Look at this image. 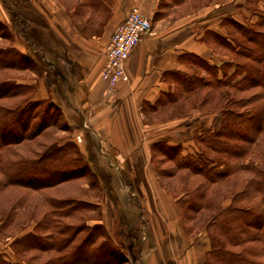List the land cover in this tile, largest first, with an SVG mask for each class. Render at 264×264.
Segmentation results:
<instances>
[{
	"label": "trees",
	"instance_id": "trees-1",
	"mask_svg": "<svg viewBox=\"0 0 264 264\" xmlns=\"http://www.w3.org/2000/svg\"><path fill=\"white\" fill-rule=\"evenodd\" d=\"M245 1L254 19H222L225 35L206 30L201 36L210 45L228 50L232 58L211 65L188 54L191 62L206 71V77L167 72L174 89L162 94V102L182 99L202 114H213L210 122L196 126L188 149L163 139L151 144L157 172L175 179L179 175L169 190L183 228L187 232L205 229L208 234L210 249L201 264H264V0ZM84 2L93 9L101 3ZM11 21L16 28L26 26L15 12ZM5 27L0 22V31ZM30 63L28 56L12 48H0V68H27ZM23 94V84L0 80V101ZM51 106L27 96L9 108L0 102V227L10 226L23 207L27 195L22 189L38 192L91 173L70 139L45 146L29 158H9L11 145L32 139L52 125L59 109L55 107L54 114ZM165 161L172 162L173 168L159 166ZM16 188L21 191L11 192ZM70 202L52 198V214L45 222L48 213L35 219L29 215L32 228L9 244L15 259L3 252L0 264H31L17 257L30 250L56 252L39 264H122L121 249L105 246L107 238L100 222L87 228L56 221L54 208ZM45 227L49 232L40 234ZM82 229L84 234L77 236Z\"/></svg>",
	"mask_w": 264,
	"mask_h": 264
},
{
	"label": "crops",
	"instance_id": "crops-1",
	"mask_svg": "<svg viewBox=\"0 0 264 264\" xmlns=\"http://www.w3.org/2000/svg\"><path fill=\"white\" fill-rule=\"evenodd\" d=\"M84 1L20 0L5 6L3 22L11 33L10 45L28 56L30 65L32 61L43 65L41 73L29 66L6 67L5 75H10L5 78L32 84L35 99L50 97L57 104L69 125L64 139L75 142L89 170H102V158L88 160L97 150L109 156L113 170L103 176L107 181L98 174V185L117 182L115 177L120 176L129 190L123 193L140 198L144 213L140 217L132 212L133 196L125 198L126 214L119 208L122 201L99 203L97 221L109 235L131 233L135 216L148 220L149 243L140 248L139 243L127 242V253L137 247L139 264H201L210 249L208 234L205 229L183 228L167 187L171 178L157 172L151 144L163 139L189 147L196 126L210 122L213 114L187 108L182 99L162 102V94L174 89L167 72L189 74L184 62L188 54L214 62L211 58L217 53L201 36L206 30L222 34L221 20L244 0H100L95 9ZM133 8L151 20V29L124 62L128 80L110 87L101 75L103 48ZM13 12L26 22V32L17 33ZM174 107L178 112L172 113Z\"/></svg>",
	"mask_w": 264,
	"mask_h": 264
},
{
	"label": "rangeland",
	"instance_id": "rangeland-1",
	"mask_svg": "<svg viewBox=\"0 0 264 264\" xmlns=\"http://www.w3.org/2000/svg\"><path fill=\"white\" fill-rule=\"evenodd\" d=\"M20 3V0H0V22L4 24L3 22V13H4V7L9 6L12 4ZM246 1L244 0L241 3H237L235 7V11L233 13L226 14L223 19L226 18H236L242 21H247L246 19L252 18L254 19V15H251L250 12L248 11V7L246 5ZM234 14V15H232ZM11 17V16H10ZM23 20V19H21ZM5 25V24H4ZM17 33H20L23 31L26 32V26H21L20 28H16ZM220 30L222 31V34H226L227 29L224 26V22L220 25ZM10 36L11 33L9 30L5 27L3 31H0V48H8V49H13L14 51H18L16 48L12 47L10 45ZM212 48L214 49L215 55L211 59L214 61H210L205 59L206 64H218L221 60H227L229 58H232L233 55L230 53L228 50L222 48V47H216L213 44H211ZM19 52V51H18ZM207 60V61H206ZM185 64L188 67V73H197L200 76H207L206 71L201 67L198 66L197 64H194L193 62L190 61V57L186 56L184 60ZM32 70H34L36 73H41L43 65L39 64L38 62L32 61V64L29 65ZM27 74V73H26ZM10 73L8 72L5 75L4 69L0 68V80L4 79L6 76H9ZM13 75L14 71H13ZM27 75L24 76V79H27ZM30 78H33L30 76ZM24 89H25V94L17 96L13 99H5L1 100L0 102L3 104V106L9 108L16 104L17 100H20L24 97L27 96L29 97H34V87L31 84L25 83L23 84ZM43 100L45 103H52V106L50 110L52 113H56V108L59 109L56 103L52 101V99L49 98H44L40 99ZM185 107L191 108L189 105L184 104ZM178 112V109L174 107L172 109V113ZM58 115L52 122V125L49 127L43 129V131L38 134L37 136L33 137L32 139H25L19 144L11 145L10 147V159H17L19 157H32L35 155V153L41 151L43 147L48 146L52 143H58L64 141L65 137L67 138V134L70 131L69 130V125L64 119L63 115L59 111L57 112ZM188 149L187 147H184ZM102 158L104 165L102 167L101 171L97 172H92L91 173L88 171L86 172L85 175L70 179L67 181H64L56 186L50 187V188H45L42 190H39L38 192H32L30 190L22 189V192L27 195V199L23 204V207L16 213L14 216L10 226L6 227H0V253L2 254L3 252L6 253L7 256L11 259H15L14 257V252L12 248L9 247V244L11 240L15 237L21 234L24 231L30 230L32 228V221L29 220L28 216L31 215L34 219L39 217L41 218L43 214L48 213L52 210H50V200L52 198H66V200H70V204H62L60 205L61 207H55L54 212H55V218L56 221L60 222L61 225H72V226H77V225H86L87 228H90L91 225L97 221L100 217V206L101 204L100 201L105 202L106 199H109L113 202V204L117 205L115 202L122 201L120 205V211L124 214H126L127 211H129V207L126 205V200L125 198H128L129 196H133V200L135 202V207L132 208V212H135L137 216H143V211L142 207L143 205L140 202L139 197H135L136 195H131L129 192L128 194L125 195V191H129L126 187L121 182V177L116 176L115 180L117 182H111L108 185L100 186L98 185L97 181L95 180L98 178V174L102 176L101 178L107 181L103 176L111 174V166L109 165L108 161V155H105L103 153H100L98 150L96 151V155H91L88 157V160L90 162H96L97 158ZM159 166L162 168H173V163L170 161H165L164 163H160ZM113 175L109 176L112 178ZM179 179V175L175 178H171L170 182H168L167 187L170 189L173 187V182L177 181ZM95 181V182H94ZM109 181V180H108ZM122 190V191H121ZM16 192L18 193L21 191V189H13L11 192ZM128 195V197H127ZM9 199V195L5 197L4 201L7 202ZM85 202V203H84ZM81 203V204H80ZM107 203V202H106ZM108 204V203H107ZM105 204V205H107ZM59 205V204H58ZM24 210V211H23ZM67 210V211H66ZM68 212V213H66ZM52 214V213H51ZM45 215L43 217V222L47 220L51 216ZM115 214V213H114ZM119 214H115V217L117 218ZM135 226H132V229L130 230L131 233L125 232V233H118L109 235L107 231H105V246L109 248H117L121 249V252L118 253L121 257L120 260H125L122 264H139L138 254L135 248V251H132L130 254L127 253L126 248L123 247L124 244L128 243H133L134 246L135 243H139L140 248H144L150 241V236L148 232V227L149 223L147 219H138L136 220L135 216ZM26 225H25V224ZM21 224V226H20ZM102 224V223H101ZM131 224V223H130ZM200 225V224H199ZM19 226V227H18ZM129 227V222L126 220V228ZM23 228V229H22ZM42 230L40 234H46L49 232L50 229H40ZM84 234V229L81 231H78L77 236H82ZM103 239V238H101ZM97 241H100V238L97 239ZM120 245V246H119ZM5 249V251H3ZM55 256L56 252L49 250L47 252L40 251V250H30L28 252H20L17 257L19 260H22L23 262H29L31 264H39L43 262L45 259L51 256ZM115 255V258L116 259ZM29 258H32L31 260H28ZM129 260V261H127ZM127 261V262H126ZM114 262V261H113Z\"/></svg>",
	"mask_w": 264,
	"mask_h": 264
},
{
	"label": "built area",
	"instance_id": "built-area-1",
	"mask_svg": "<svg viewBox=\"0 0 264 264\" xmlns=\"http://www.w3.org/2000/svg\"><path fill=\"white\" fill-rule=\"evenodd\" d=\"M151 29V20L133 8L111 33L103 48L105 61L101 70L102 77L110 87L119 81H127L128 74L124 62L143 36Z\"/></svg>",
	"mask_w": 264,
	"mask_h": 264
}]
</instances>
